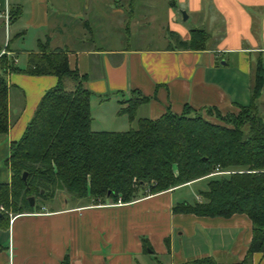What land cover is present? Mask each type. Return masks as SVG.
Returning a JSON list of instances; mask_svg holds the SVG:
<instances>
[{"label": "crops", "instance_id": "obj_1", "mask_svg": "<svg viewBox=\"0 0 264 264\" xmlns=\"http://www.w3.org/2000/svg\"><path fill=\"white\" fill-rule=\"evenodd\" d=\"M3 7L0 46L6 35L1 48L21 71L8 75L11 127L0 134V183H11V146L58 84L56 76L24 72L29 56L41 53L40 44L66 52L70 69L88 77L83 86L92 93L96 132L127 131L139 119L156 120L168 111L179 115L185 106L204 116L208 109L236 114L250 101L258 63L263 86L257 106L264 118V0H0ZM6 13L8 24L1 17ZM193 29L206 34L202 49L183 46ZM134 94L147 101L131 121L119 111ZM202 181L131 203L87 198L70 205L65 199L62 207L54 200L55 207L10 214L0 223V264H61L67 256L71 264H143L149 255L159 264L205 257L238 263L252 239L246 215L172 212L176 204L201 201L197 194L189 202L180 191ZM250 264H264V253H254Z\"/></svg>", "mask_w": 264, "mask_h": 264}, {"label": "trees", "instance_id": "obj_2", "mask_svg": "<svg viewBox=\"0 0 264 264\" xmlns=\"http://www.w3.org/2000/svg\"><path fill=\"white\" fill-rule=\"evenodd\" d=\"M205 39L204 31L193 29L183 46L199 50ZM40 51L29 56L24 72L56 76L58 84L46 92L24 136L11 146L6 161L11 183H0V223L8 222L10 214L39 210L36 199L41 191L52 197L67 191L96 204L131 203L204 179L201 201L176 204L172 212L223 218L244 214L252 223V239L245 258L233 264H250L254 253H264V118L257 106L263 86L260 63L247 105L224 116L206 111L214 113L219 124L185 106L179 115L168 111L156 120L139 119L135 129L96 132L92 93L83 86L88 77L70 69L66 52H51L43 44ZM2 52L0 47V134H7L11 127L8 75L21 70ZM146 101L134 94L119 115L133 121L137 107ZM143 245L149 249L146 241ZM61 264H71L69 257ZM182 264L218 263L205 257Z\"/></svg>", "mask_w": 264, "mask_h": 264}, {"label": "rangeland", "instance_id": "obj_3", "mask_svg": "<svg viewBox=\"0 0 264 264\" xmlns=\"http://www.w3.org/2000/svg\"><path fill=\"white\" fill-rule=\"evenodd\" d=\"M3 3H4V0H2ZM4 9L3 8H0V10L2 11ZM14 40V36H12V42ZM9 41V40H8ZM30 42V41H28ZM6 35H5V38H4V42L1 43V46L0 47H5L6 46ZM12 46V45H11ZM26 60V55L25 54H21L20 55V64H23ZM207 114V113H206ZM201 116L204 118V120L212 123V124H219V121L216 120L215 118V114H211V115H202ZM208 116V117H207ZM136 128V125L133 126V129ZM175 171V170H174ZM206 183H207V180L205 181H202L200 183H197L189 188H186V189H182L180 191V193L182 195H186L187 196V200L189 202H193V199L197 196V194H199L200 190H204L206 189ZM41 194L40 196H38V198L36 199V204L39 208H41L42 206H46V207H55V206H59V207H62L64 205L65 202V199H68V202L71 204H73V201H77L76 197L73 196L72 194L68 193L67 191H57L55 194L54 197L50 196L49 194L47 195H44V193H42L41 191ZM54 200H56V204L54 203ZM142 263L143 264H159L154 258H152L150 255L148 257H144L142 258ZM163 263L167 264L166 260H163L162 261Z\"/></svg>", "mask_w": 264, "mask_h": 264}, {"label": "water", "instance_id": "obj_4", "mask_svg": "<svg viewBox=\"0 0 264 264\" xmlns=\"http://www.w3.org/2000/svg\"><path fill=\"white\" fill-rule=\"evenodd\" d=\"M182 16H183V19H186V15H185V13H182ZM27 178H28V174H27V173H24V174H23V179H24V181H26ZM29 201H30L32 207L35 206V198L31 197V198L29 199Z\"/></svg>", "mask_w": 264, "mask_h": 264}, {"label": "built area", "instance_id": "obj_5", "mask_svg": "<svg viewBox=\"0 0 264 264\" xmlns=\"http://www.w3.org/2000/svg\"><path fill=\"white\" fill-rule=\"evenodd\" d=\"M1 17L4 18V21L6 22V24H8V23L10 22V15H9L8 13H6V14H2ZM4 54L8 55L7 52H5V51L2 52L1 55H4ZM217 173H218V172H217ZM217 173H216V174H217ZM119 203H121V202H119ZM3 210H4V209L1 208V211H3Z\"/></svg>", "mask_w": 264, "mask_h": 264}]
</instances>
